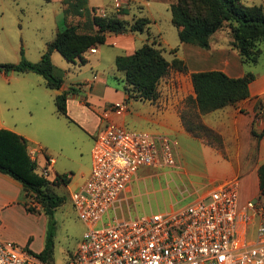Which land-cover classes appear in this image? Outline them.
<instances>
[{
  "label": "rangeland",
  "instance_id": "1",
  "mask_svg": "<svg viewBox=\"0 0 264 264\" xmlns=\"http://www.w3.org/2000/svg\"><path fill=\"white\" fill-rule=\"evenodd\" d=\"M171 1L128 0L127 3H124L127 10L123 16L129 20L138 17L148 18L150 20L148 30L136 32V34L145 37L147 42L155 41L156 46L163 47V55L167 60L184 59L182 62L186 66V70L181 71L175 66L170 67L163 78L162 85L165 95L169 93L173 97L172 94H174L173 99H177L180 115L188 109L186 98L190 96L189 91L191 90L188 78L190 70L222 69L228 66L232 71L235 70L234 68H239L237 66L241 62L238 59L237 50L232 45V38L227 26L210 36L208 48H201L194 43H181L178 29L171 21ZM241 2L246 5L264 6V0H241ZM89 3L98 9L104 8L106 15L119 12L114 9L112 0H89ZM63 5V1L60 0H50L49 2L44 0H0V63H18L22 57L31 62L38 61L46 44L54 38L58 30L67 26ZM104 48H106V52L111 51V48ZM262 48L264 50V44ZM90 57L93 58V55L90 54ZM52 63L62 74L65 87L70 90L76 89L77 95L85 99L86 93L90 90L86 82L92 80L96 69L86 64L68 62L58 51L53 52ZM263 63L264 54L260 56L257 64L242 65L246 69L256 70L258 67L261 69ZM110 69L111 64H109L106 54L97 71L103 73L102 77H107L108 85L121 91L124 75L117 70L113 73ZM28 74H30L28 76H35L34 73ZM97 75L100 77V74ZM8 76H13V79L6 80ZM21 78L22 75L17 72L9 74L0 72L1 112L7 111L6 104L1 103V95L6 88L14 86ZM44 90L52 92L51 89ZM179 92L185 95L183 100L179 99L181 95ZM92 93L96 99L105 95L102 87L95 89ZM54 96H42L41 99L14 103L12 111L8 112L16 113L21 122L23 120L32 122L30 127L32 140L29 142V146L38 150L35 154L38 160L43 163L44 155L52 157L55 160L53 169H57V173L70 176V182L66 186L53 187L56 193L64 197V201L53 214L55 225L51 256L52 263L62 264L77 250L83 234L87 230L86 224L79 219L69 199V191L82 184L89 175L93 136L94 133H97L95 129L97 115L94 110L87 109V107L81 108L75 101L70 100L69 111L67 110L68 118L57 112ZM67 98H70V94ZM141 110L144 111V108ZM186 115L188 116V114ZM223 116L234 121L230 114ZM245 116H239L235 122L236 126L228 124L224 119L225 123L215 129L206 123L210 119L206 118L205 120L200 115L199 121L211 129L216 137L207 134L204 130L199 131V137L185 131L193 139L209 146V148L197 145L195 142L187 144L182 140L181 151L177 152L179 147L177 140V166L140 168L137 172L138 180H133L127 189L126 200L122 202L123 212L126 215H136L176 208L187 203L191 199L190 193L194 192L196 188H212L221 181L230 178L231 171L226 158L213 152L210 147L221 151L225 157H227L226 149L228 147H234L240 151L241 146L250 138L248 135V131L250 134V125L245 124V128L243 125ZM131 118V115L126 118L130 122L129 129L146 130L133 124L130 121ZM233 134L236 141L225 144L227 140L232 141ZM250 200L253 203L264 204V197L257 196ZM26 202L31 206H38L31 197H28ZM240 205L242 204L240 203ZM45 218L46 215L43 212L28 213L23 209L3 208L0 210V231L20 245H25L24 241L27 239L31 242V247L37 250L43 242V231L47 226Z\"/></svg>",
  "mask_w": 264,
  "mask_h": 264
},
{
  "label": "built area",
  "instance_id": "2",
  "mask_svg": "<svg viewBox=\"0 0 264 264\" xmlns=\"http://www.w3.org/2000/svg\"><path fill=\"white\" fill-rule=\"evenodd\" d=\"M120 10L125 0H112ZM104 14V12H102ZM95 48H89L95 52ZM122 111L124 104H115ZM176 138L108 122L91 148L86 180L69 199L87 226L62 264H264V204L239 203V181L224 180L206 196L165 211L126 215L122 202L142 167H176ZM36 148L29 151L36 158ZM54 158L46 156L45 177ZM70 177V176H69ZM208 199V201H205ZM0 264H54L0 238Z\"/></svg>",
  "mask_w": 264,
  "mask_h": 264
},
{
  "label": "trees",
  "instance_id": "3",
  "mask_svg": "<svg viewBox=\"0 0 264 264\" xmlns=\"http://www.w3.org/2000/svg\"><path fill=\"white\" fill-rule=\"evenodd\" d=\"M63 2L67 4L64 8L65 15L85 14L82 26L70 24L58 30L54 39L47 43L38 61L31 62L22 57L18 63H0V72H34L44 78L47 87L58 89L63 83V77L55 71L51 61L53 51H58L69 62L83 60V53L91 47L103 44L110 33L143 32L149 28L150 20L146 17L132 20L120 18L119 14L126 13L123 6L117 14L106 15L96 13L95 8L88 9L87 0ZM170 14L172 23L178 29L181 43H194L201 48H208L210 36L227 26L241 64L255 65L264 54L263 5H246L241 0H172ZM80 27L84 31H80ZM163 51L164 48L156 46L155 41L145 42L131 54L118 55L115 58L116 69L124 74L123 89L129 97L153 101L158 97L159 81L168 73L170 67L186 70L181 59L174 58L169 61L164 57ZM190 78L195 96L186 98L188 109L180 113L182 124L193 136L199 137V131L204 130L216 137L211 129L199 121V116L234 105L249 97V83L255 78V74L248 71L243 76L231 77L222 70L209 69L193 71ZM67 95L68 92H63L55 96L57 112L66 117ZM250 132L254 136L257 135L253 128ZM28 146L27 139L22 135L10 129L0 128V172L22 185V203L27 212H43L47 217L43 249L38 253L29 251L43 261L52 262L55 225L53 214L64 201V197L56 193L53 187L66 186L70 177L60 173L49 177L40 174L38 168L41 164L46 165V156H43V163L38 157L32 159ZM258 177L259 197H264V163L258 168ZM28 197L38 206L28 204Z\"/></svg>",
  "mask_w": 264,
  "mask_h": 264
},
{
  "label": "crops",
  "instance_id": "4",
  "mask_svg": "<svg viewBox=\"0 0 264 264\" xmlns=\"http://www.w3.org/2000/svg\"><path fill=\"white\" fill-rule=\"evenodd\" d=\"M60 1H64V0H60ZM127 2L128 0L125 1L124 3ZM86 6L88 9L95 8L96 13L104 12L105 14L104 8L98 9L95 5L90 4L89 0H87ZM65 7L66 4L64 3L63 8ZM123 8H125L124 5ZM118 16L122 19H126L123 16V14H119ZM85 18H86L85 14L78 15V14L69 13L65 15L67 25L80 24L82 26L83 22L85 21ZM79 30L84 31L82 27H80ZM145 42H147V39L142 35L138 36L136 32H124L118 34L110 33L106 36L105 42L103 44L93 47L96 49L95 52H90L87 50L86 52L83 53V58H84L83 60L76 59L74 62H72L81 65L86 64L89 65V67H93L96 69L95 73L93 74L92 80L86 82V84L89 85L90 90L86 93L85 99H82L79 97V95H77L76 89L70 90L69 88L65 87L64 80L60 88L53 89L45 85V80L41 75L36 74L34 72H20V74L22 75L21 80H18L14 86H11L10 88H6L3 94L1 95V103L6 104L7 111L6 112L0 111V128L10 129L22 135L24 138L27 139L29 143L32 140V137L30 135L31 134L30 127L32 122L28 120L25 121L23 120V122H21L19 116L16 113L8 112V111H12V105L14 103L15 104L21 103L25 100L41 99L42 96L53 97L54 95L56 96L63 92H68V94H70V98H67L66 110L69 111V107H70L69 102L70 100H72L75 101L79 107L81 108L87 107V109L90 108L96 112L97 121L95 124V129L97 130V133H94L93 143L96 136L99 134V132L108 122H113L120 126L128 128V126H130V122L126 120V118L129 117V115H131L132 120L130 121L133 124L139 125L146 129L140 131L164 133L176 138L179 141V147L177 146L178 147L177 152L181 151L182 140L187 142V144L195 142L197 145L209 148V146L202 144L196 139H193L190 136V134H188L185 131L179 115L177 99L176 98L173 99L174 94H172L173 97H171L169 93L166 95L164 93L162 85L164 82L163 78L165 76L159 81L158 97L155 100L151 101V100H143V99L129 97L127 93H125L123 87L122 90L120 91L118 89H115L111 85H108L107 77L106 76L102 77L103 73H99L97 71V68H100L107 54V60L109 64H111L110 70H112V72L114 73L115 70H117L115 66V58L118 55L131 54L132 52H134L135 49L143 45ZM104 47L111 48V51L106 52L105 50L106 48ZM53 52L51 53V61L53 58ZM90 54L93 55V58L90 57ZM181 60L184 59L181 58ZM241 65L242 64L240 63V65L237 66L239 68H234L235 70L232 71L231 68H229L228 66L226 68H222L219 70H222L231 77L243 76L248 71L254 73L255 78L249 83V97L237 102L234 105H228L223 108L205 113L201 116L204 117L205 120L206 118L207 120L210 119V121H206V123L209 126L218 129L220 128L219 125L225 123L224 119L228 124H231L232 126L234 125L236 126L235 122L238 120L239 116L246 115L245 116L246 118L243 120L244 128L246 126L245 124H249L250 130L251 128H253L255 133L257 134L254 136L251 134V132L249 134L248 131V135L250 138L247 140V142H245L243 146H241L240 151H237L236 148L234 147H228V148L226 147L227 157H225L221 153V151L210 147V149L213 152L222 155L224 158H226L231 171V177L228 179L231 178L238 179L239 201H240L239 203L244 204L243 203L244 201L246 202L247 200L259 196L258 168L262 163H264V63L262 64L261 69L258 67L256 70L249 68L246 69L243 67V65L242 66ZM55 71H57L56 67H55ZM193 71L196 70H190V72H188L189 74L188 78L191 88V90L189 91V95L195 96L190 78V73ZM28 73H34L35 76H28L30 75ZM97 74H100V77L102 78H100ZM12 77L13 76H8L6 80L13 79ZM100 87L103 88L105 95L100 99H96V97L93 96L92 92ZM44 89H51L52 92H47V90ZM179 93L181 94L179 99L183 100L185 95H183L181 92ZM55 96H54V102H55ZM115 104H124L126 108L120 111L114 107ZM245 106L247 107L245 108ZM141 108L142 109L144 108V111H142ZM224 114L232 115L234 121L232 119L231 120L226 119V117L224 118L223 116ZM214 118L215 120H213ZM133 130H137V129H133ZM157 131H162V132H157ZM258 134L261 135L259 136ZM234 136L235 135L233 134L232 141L227 140L225 144L226 143L231 144L232 142H235L236 140L234 139ZM30 150L31 147L28 146V151ZM52 170L55 173L58 172L57 169H53V166H52ZM133 180L134 181L138 180L137 175L134 176ZM211 180H214V178H211ZM210 189L211 188L204 189V187L196 188L194 192L190 193L191 199L188 200V202L191 200L204 198ZM22 201H23L22 185L15 179L11 178L10 176L0 172V210L3 208L5 209L18 208L20 210L23 209L24 211H26ZM45 220L47 223V217L45 218ZM45 231H43V236H42L43 242L37 250H34L31 247V242H29L27 239L24 241L25 245L23 246H27L28 249L31 250L33 253L40 252L44 247ZM0 238L4 240H10V238L4 235L2 231H0Z\"/></svg>",
  "mask_w": 264,
  "mask_h": 264
}]
</instances>
